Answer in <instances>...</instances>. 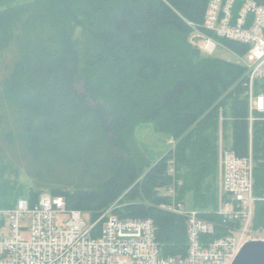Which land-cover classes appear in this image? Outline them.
I'll list each match as a JSON object with an SVG mask.
<instances>
[{"label":"trees","instance_id":"obj_1","mask_svg":"<svg viewBox=\"0 0 264 264\" xmlns=\"http://www.w3.org/2000/svg\"><path fill=\"white\" fill-rule=\"evenodd\" d=\"M254 1L264 7V0ZM208 3L0 0V61L10 63L0 101L16 123L4 139L28 158L38 189L51 188L49 194L62 197L68 210L97 220L150 165L133 137L135 126L148 124L174 141L183 180L178 200L221 224L215 215L217 135L228 121L229 149L247 154L246 71L237 61L201 54L192 45L196 37L188 41L194 30L205 32ZM218 41L238 57L247 51L241 44ZM252 133L254 196L262 199L264 123L253 124ZM169 154L126 194V200L142 196L149 205L129 202L111 212L119 219L151 220L163 258L187 251L185 219L160 209L169 200L155 192L168 182ZM59 178L61 183L54 181ZM40 194L23 196L13 187H0V209L12 208L19 198L32 205ZM223 228L217 226L210 239ZM256 228L264 230V201L254 204Z\"/></svg>","mask_w":264,"mask_h":264},{"label":"built area","instance_id":"obj_2","mask_svg":"<svg viewBox=\"0 0 264 264\" xmlns=\"http://www.w3.org/2000/svg\"><path fill=\"white\" fill-rule=\"evenodd\" d=\"M203 30H194L201 54L213 56L225 47L218 40L247 47L245 67L247 154L220 149L218 207L221 224L207 221L187 209L169 185L158 192L169 203L160 209L186 222L185 256L163 258L149 219H119L105 211L87 224L83 213L68 210L62 197L42 193L32 205L24 198L10 209H0V264H232L243 245L264 241L252 230L254 215L253 124L264 123V7L254 0H209ZM171 146L174 141H170ZM176 174L175 161H167V176ZM223 234H216L217 226Z\"/></svg>","mask_w":264,"mask_h":264},{"label":"rangeland","instance_id":"obj_3","mask_svg":"<svg viewBox=\"0 0 264 264\" xmlns=\"http://www.w3.org/2000/svg\"><path fill=\"white\" fill-rule=\"evenodd\" d=\"M33 1V0H28ZM187 25L192 26L191 23L187 22L186 20H183ZM193 33H191L188 36V41L191 42V38L193 37ZM192 44V42H191ZM195 46V44H192ZM213 56L226 60L229 62H238L240 60L238 57L229 51L224 50H218L216 51ZM242 60L246 64H250V61L247 59V57H243ZM9 61L2 60L0 61V83L5 77V75L9 72ZM230 121V118H227ZM225 125L224 130L219 131L217 135V145H216V157L220 154V149H228L229 148V142H230V124L227 121ZM15 126L16 123L14 121L13 115L10 111H8L3 103L0 101V187L2 188H14V191L18 194H21L23 196H26L28 192H39V193H51V188H42L38 189L34 185V179L31 176V170L32 165L29 162L28 158L23 154V151L20 149V147L17 144H9L5 139V132L11 131L15 132ZM133 137L135 140L136 145L144 150L146 152L147 159L150 161V165L144 169L141 176L133 182V184L124 191L115 201H113L106 209L105 211L115 212L118 209H121L122 206L125 204H128L129 202H135V203H143L145 205H149L147 202H145L144 198L142 196H138V198L134 197L131 200H126V194L129 192L132 194L133 190L131 189L136 185L140 184L144 178V176L150 171L151 168L156 164V162L162 158L165 154L170 153V158H175L174 154V148L175 146H171L169 142V138L166 135L157 133L154 131V128L151 125L148 124H141L137 125L134 128ZM176 169V164H175ZM54 180V179H53ZM211 180V178H210ZM54 181H57L58 183H61L63 180L62 178L56 179ZM182 179L178 175V171L176 170V174L173 178L168 177V182L166 184V187L169 185H172L175 188L177 199H179L180 190L182 188ZM213 183V182H212ZM60 185V184H58ZM215 186L219 188V176L217 175V179L215 182ZM57 187V186H56ZM163 187H158L155 192H161L163 191ZM69 192H72L73 189H65ZM183 200L189 199V194H185L183 196ZM122 201V202H121ZM169 202H162L159 206L166 205ZM187 203V202H186ZM189 203V202H188ZM123 204V205H122ZM186 208L189 209V205L185 204ZM196 210V209H193ZM204 210H211L210 207H207ZM104 211V212H105ZM197 211V210H196ZM103 212V213H104ZM198 212V211H197ZM83 220L89 224L90 223V217L88 213H83L82 215ZM253 232L261 237L264 238V230L260 228H256L253 230Z\"/></svg>","mask_w":264,"mask_h":264},{"label":"water","instance_id":"obj_4","mask_svg":"<svg viewBox=\"0 0 264 264\" xmlns=\"http://www.w3.org/2000/svg\"><path fill=\"white\" fill-rule=\"evenodd\" d=\"M232 264H264V241L245 243Z\"/></svg>","mask_w":264,"mask_h":264}]
</instances>
